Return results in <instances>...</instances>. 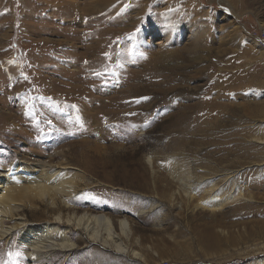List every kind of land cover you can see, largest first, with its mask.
<instances>
[{
    "label": "rangeland",
    "instance_id": "374dc122",
    "mask_svg": "<svg viewBox=\"0 0 264 264\" xmlns=\"http://www.w3.org/2000/svg\"><path fill=\"white\" fill-rule=\"evenodd\" d=\"M262 27L264 0H0V173L76 175L71 208L20 214L125 219L134 252L72 225V251L32 262L15 232L0 264H264Z\"/></svg>",
    "mask_w": 264,
    "mask_h": 264
},
{
    "label": "bare ground",
    "instance_id": "6f19581e",
    "mask_svg": "<svg viewBox=\"0 0 264 264\" xmlns=\"http://www.w3.org/2000/svg\"><path fill=\"white\" fill-rule=\"evenodd\" d=\"M57 167L49 163L21 160L13 163L10 170L0 173V241L7 240L15 232H19L22 245L28 249L26 254L28 260L32 262L50 261L54 254L67 253L74 249V245L66 234L69 227L77 225L95 243L120 253L133 252L126 244L132 235V227L125 219L119 220V233L116 232L112 217L89 212L81 215L75 212L73 215L70 214L67 220L58 214L53 221L49 222L54 226L27 223V219L20 214L23 205L15 202L18 197L21 199L24 196L25 198L31 196L32 199L47 200L51 208H55L53 210L55 213H59L62 209L61 206H57L59 199L66 207L71 208L68 201L73 190L76 189V175H72L70 179L68 170L71 167ZM25 182L28 184L23 185L22 183ZM65 224L66 229H62L61 226ZM211 237L216 239L213 234Z\"/></svg>",
    "mask_w": 264,
    "mask_h": 264
},
{
    "label": "built area",
    "instance_id": "2783aa9c",
    "mask_svg": "<svg viewBox=\"0 0 264 264\" xmlns=\"http://www.w3.org/2000/svg\"><path fill=\"white\" fill-rule=\"evenodd\" d=\"M254 36L257 39V42L264 47V27H262Z\"/></svg>",
    "mask_w": 264,
    "mask_h": 264
}]
</instances>
